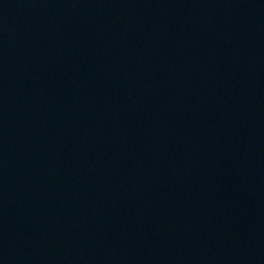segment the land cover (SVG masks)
Instances as JSON below:
<instances>
[{
	"label": "water",
	"instance_id": "obj_1",
	"mask_svg": "<svg viewBox=\"0 0 264 264\" xmlns=\"http://www.w3.org/2000/svg\"><path fill=\"white\" fill-rule=\"evenodd\" d=\"M0 264H264V0H0Z\"/></svg>",
	"mask_w": 264,
	"mask_h": 264
}]
</instances>
